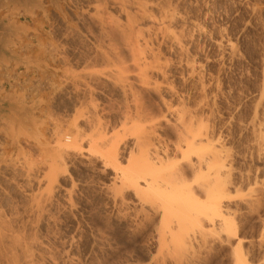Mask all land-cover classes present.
Segmentation results:
<instances>
[{"label": "rangeland", "instance_id": "1", "mask_svg": "<svg viewBox=\"0 0 264 264\" xmlns=\"http://www.w3.org/2000/svg\"><path fill=\"white\" fill-rule=\"evenodd\" d=\"M0 23L18 59L0 58V99L19 106L0 120V264H235L239 238L264 264V0H0ZM153 148L208 158L186 178L205 203L223 185L236 236L188 217L187 252L161 243L122 178Z\"/></svg>", "mask_w": 264, "mask_h": 264}, {"label": "bare ground", "instance_id": "2", "mask_svg": "<svg viewBox=\"0 0 264 264\" xmlns=\"http://www.w3.org/2000/svg\"><path fill=\"white\" fill-rule=\"evenodd\" d=\"M180 118H181V116H180ZM186 131H187L186 133H188V130H186ZM189 132H190V130H189ZM180 135L184 136L186 134H182V132H181ZM202 137H203V134H202ZM184 138L186 139V148L185 149H184V140H185ZM199 139L198 140L200 142H202V138L199 137ZM66 140L67 141L63 142L62 148H60L61 150H63V152L64 151H67V152L68 151L69 152L74 151V150H76V148H78V145L81 144V143H79V141H80L79 138H76L73 136H68ZM198 140H196V137L192 136V140L189 141V135H188V138H186V136H185V137H183L182 141L180 140L181 141L180 143L178 142L179 144L177 145V150H179L181 152V154H183V156H184L185 152H190V151L192 152L193 150L197 149L198 145L200 146V144L197 143ZM111 144H113V143H111ZM108 147H109L108 153L110 155V158L115 159L116 155H117L116 145H111ZM153 151L154 152L148 151V152L152 153L151 156L149 155L150 153L147 154V152H146V154H145L142 151L144 154L142 155L143 159L141 162H143V163L141 164V166L137 167L139 169H136L134 167L133 168L134 170H131V171L124 170L123 174H122V178H123L124 184L130 183L132 186H134L135 192L139 195V197H141L140 199H142L143 202L150 203L151 206L154 208V210L156 212H159L162 216V219H164V222L162 220V222L164 224L162 222L161 223H162V227H164V225H165V227L164 228H162L161 226L158 227V228H160V230L162 228V230H161L162 239H160V240H162V242L161 241L160 242L163 243V245H164L165 242H167V235L166 234H170V235H172V237H176V239L173 240L174 242L178 239L176 242L178 245V241H179V243H180L179 246L181 245L180 248H182L181 251L188 250L189 245L191 243L187 239H185V238L183 239L182 235L180 236V234L183 233V230L185 233V231H187L189 229L188 225L193 220H195V221H193L194 224H198V225H194V226H197L202 232H205L206 228H212V230L213 229L216 230V228H220L222 231H224L227 234V236H226L227 241L230 240V238L236 236L238 228L236 227V224L234 222L235 220L234 221L231 220L232 218L229 219L227 217L228 213L224 212L221 209L219 202L217 200H215V199H218L223 194V192H224L223 185L218 182L216 184V186L214 185L215 187L211 186L212 188L210 189V185L208 184L209 187L207 186L206 189L211 190V191L210 190L208 191L211 193V195H210L211 197H210V201L205 203L204 201L202 202L200 200L201 196L199 197L197 195V189L194 188V186L190 185V183H188L189 180H187L188 178H186V173H187L188 167L193 169V171L196 169L201 170L203 165L205 166L208 164V158L206 159L204 154L201 152L200 154L196 155L198 157L196 162H191L189 160L190 161L189 165L186 164L187 165V167H186V166H184V164L179 165L176 163L169 162L170 159L168 158L169 157L168 153L165 156H163V154L161 155L159 153V151L156 150V148ZM216 151L217 150L213 151V155L215 154ZM197 152H198V150H197ZM216 154H217V152H216ZM213 155H211V156H213ZM215 158L219 159L221 157L219 155ZM216 161H220V160H216ZM214 163H215V161H214ZM217 163H216V165H217ZM223 166H225V165H223ZM219 167H221V165ZM116 185H117V183H116ZM205 185L206 184H204L203 186H205ZM154 214H157V213H154ZM202 214L208 216L209 218H207L206 216L201 217ZM215 216H217L219 218L217 219V217L215 218ZM175 217L177 218L175 220V222L177 221L178 226L180 227V229H179L180 233H179V230H178V232H175V231H177L175 229L176 226H175L174 230H172L173 227L170 226V223L173 221L172 218H175ZM203 217H204V219L206 217L207 220L210 221V222H208L209 226L206 225V223H205L206 219L205 220L202 219ZM184 218H188L185 220V222H187L188 225L184 222ZM192 223H190L191 227H193ZM172 225H173V222H172ZM165 229H166V231H165ZM163 231H164V234L162 235ZM166 232H168V233H166ZM159 233H160V231H159ZM173 233H175L174 236H173ZM177 233H179V234H177ZM219 238L221 239L223 237L219 234ZM242 242H243L242 239L239 238L238 244L234 249L235 250V252H234L235 264H249L247 259H246V254L242 249ZM176 250L180 251L178 249H176ZM185 252H187V251H185Z\"/></svg>", "mask_w": 264, "mask_h": 264}, {"label": "water", "instance_id": "3", "mask_svg": "<svg viewBox=\"0 0 264 264\" xmlns=\"http://www.w3.org/2000/svg\"><path fill=\"white\" fill-rule=\"evenodd\" d=\"M10 33L11 30L2 27V24L0 23V36H2L3 39H6L7 35ZM4 57L17 59V57L8 52L0 42V58ZM18 110L19 106L17 104L12 103V101L8 100L7 98L0 99V120H14Z\"/></svg>", "mask_w": 264, "mask_h": 264}]
</instances>
